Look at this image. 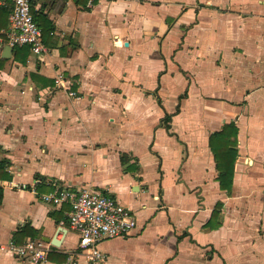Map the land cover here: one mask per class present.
<instances>
[{"label": "crops", "instance_id": "1", "mask_svg": "<svg viewBox=\"0 0 264 264\" xmlns=\"http://www.w3.org/2000/svg\"><path fill=\"white\" fill-rule=\"evenodd\" d=\"M31 5L46 51L0 43V264H66L77 247L70 205L42 199L53 181L133 207L135 229L99 243L103 264H264V0ZM230 121L225 190L209 137ZM30 238L51 244L46 261L1 248Z\"/></svg>", "mask_w": 264, "mask_h": 264}, {"label": "built area", "instance_id": "2", "mask_svg": "<svg viewBox=\"0 0 264 264\" xmlns=\"http://www.w3.org/2000/svg\"><path fill=\"white\" fill-rule=\"evenodd\" d=\"M12 1L8 25L0 31V43L11 47H28L36 54L46 51L43 31L32 14L31 0ZM54 85L65 90L70 97L77 94L68 87L62 73L57 75ZM36 184L37 180L33 186ZM52 185L51 190L42 194V199L55 206L70 205L68 221L79 235L77 247L67 252L65 263L80 264L84 261L85 264H103L105 255L99 243L107 238L126 237L135 229L137 219L133 207L112 194L90 186H73L60 181H53ZM1 248L32 263L46 261L52 250L50 243L32 238L23 243L10 240Z\"/></svg>", "mask_w": 264, "mask_h": 264}, {"label": "trees", "instance_id": "3", "mask_svg": "<svg viewBox=\"0 0 264 264\" xmlns=\"http://www.w3.org/2000/svg\"><path fill=\"white\" fill-rule=\"evenodd\" d=\"M12 0H1L0 3V31L5 29L8 25V17L12 8ZM35 19V18H34ZM36 20V19H35ZM44 35V34H43ZM14 56L18 58V51L23 49H29L28 47H13ZM6 58L0 57V66ZM186 93L180 96V99L184 97ZM159 103H161L160 97L155 94ZM180 109V104L177 105V110ZM172 114L166 113L162 122L166 125L167 129L170 128V120ZM238 132L239 128L234 121L225 123L221 130L211 133L209 137V147L214 155L216 168L218 170L217 180L219 181L221 189L229 190L233 185V177L235 170V161L239 154L238 152ZM7 161L0 162V177L10 178L11 175L7 173L5 167ZM2 198V190L0 188V200ZM223 206L221 201H218L213 210L210 221L216 219L219 210ZM220 226V223H215ZM16 240V239H15Z\"/></svg>", "mask_w": 264, "mask_h": 264}, {"label": "water", "instance_id": "4", "mask_svg": "<svg viewBox=\"0 0 264 264\" xmlns=\"http://www.w3.org/2000/svg\"><path fill=\"white\" fill-rule=\"evenodd\" d=\"M11 50H12V47L10 45H7L6 50L4 52V55L7 56L8 54H10ZM60 230H61V228L59 229V231ZM47 240L49 241V239H47ZM54 243H57V242H54Z\"/></svg>", "mask_w": 264, "mask_h": 264}]
</instances>
